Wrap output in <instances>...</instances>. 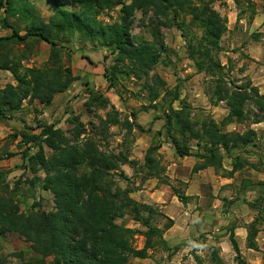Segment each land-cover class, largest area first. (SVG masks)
<instances>
[{
	"label": "trees",
	"instance_id": "16d2710c",
	"mask_svg": "<svg viewBox=\"0 0 264 264\" xmlns=\"http://www.w3.org/2000/svg\"><path fill=\"white\" fill-rule=\"evenodd\" d=\"M47 1L54 10L48 20L33 0H0V26L10 31L9 35L0 37V71L9 72L15 81V84L0 88V124L13 119L26 102L51 106L56 95L67 92L79 80L70 64L72 55L67 47L79 36L78 41L111 51L110 57L105 56V60L112 59V65L104 67V78L120 99L122 79L146 80L147 85H143L142 90H148L149 101L154 106L166 105L164 132L159 134H165L166 142L175 148L179 157L192 156L193 145L198 148L196 157L200 163L195 165L193 173L214 168L216 174L233 178L247 166L255 170L264 166L263 163L251 164L240 155V152H248L247 149L257 141L254 130L227 131L234 123H264V94L249 81L237 85L228 78L226 67L219 58L223 51L222 40L228 31V19L215 9L216 0ZM233 1L238 7L247 1L252 8L249 19L252 21L255 15L253 1ZM115 11L118 16L114 23L101 20L102 17L113 20L111 13ZM138 12L144 19L150 18L152 41L132 33ZM191 27L201 30V37L190 38L185 29ZM174 28L188 38L189 58L197 72L208 74L215 81L212 106L225 104L229 111L220 122L211 115L195 114L192 105L182 98L179 87L168 91L166 82L153 75L158 65L170 62L162 30ZM43 43L50 49L47 62L42 67L27 66L38 55ZM85 58L93 63L91 58ZM88 96L85 103L88 112L107 110L104 118L99 117L100 135L107 136L113 127L124 129L127 134L142 130L135 120V113L121 119L120 111L104 94L90 89ZM69 124L72 126L70 135L55 124H40L37 134L14 135L15 139L22 137L25 145L37 148L34 156L28 155L29 151L24 153L34 171L33 178L26 181L30 189L39 188L51 194L54 209L49 212L37 210L38 204L34 203L25 212L16 193H10L8 186L0 184V238L17 234L31 248L28 257L24 252L10 256L19 264H131L134 259L150 258V252L156 248L170 251L164 233L173 222L162 215L168 224L159 228L155 223L159 213L152 206L134 200L113 175L121 170V166L128 165L139 167L144 181L159 179L161 182L165 170L160 167L157 156L163 142L157 141L148 148L144 164L140 166L130 160L127 150L118 154L103 151L97 138L90 135L95 128L88 130L79 117L70 119ZM46 149L50 150V156ZM2 152L0 140V159ZM233 153L238 155L231 158ZM226 157L232 159L231 171L224 168ZM40 170L45 177L38 174ZM242 188L244 194L247 190L259 192V199L249 205L259 215L249 225L247 237V247L258 250L259 227L264 222V183L244 181ZM175 194L182 202L188 200L178 191ZM128 216L145 229L133 230L118 224V220ZM139 236L144 238L142 248L135 246ZM230 240L239 258L240 249L233 232ZM210 252L214 264H223L216 248L210 247ZM4 263L0 260V264Z\"/></svg>",
	"mask_w": 264,
	"mask_h": 264
},
{
	"label": "rangeland",
	"instance_id": "374dc122",
	"mask_svg": "<svg viewBox=\"0 0 264 264\" xmlns=\"http://www.w3.org/2000/svg\"><path fill=\"white\" fill-rule=\"evenodd\" d=\"M37 4L42 16L45 19H49L53 14V7L48 3L47 0H33ZM254 3V9H256V3ZM232 3L230 0H216L214 7L215 9L223 16L227 17L229 12L228 4ZM252 7V6H251ZM119 9H117L118 11ZM236 10L241 11L242 14L246 13L245 17H250L252 14V8L248 6L247 1H243L242 5ZM115 11L111 13L113 20L108 17H102L105 23L112 24L115 22L118 12ZM233 11H235L233 9ZM149 20L144 19L141 12L136 13L134 19V25L132 28V33L136 37H142L146 40H153V36L151 33V28L149 27ZM234 26V25H233ZM232 26V27H233ZM164 42L168 48V53L171 56L170 62L167 64H160L157 66L153 75H158L166 82V90L171 91L176 88H180V92L182 98L187 100V102L192 105L194 108L195 114H204L211 115L213 117L212 111L213 107L211 103V98L213 97V93L215 90V81L208 74L202 73L199 77H192L193 72L195 71V65L190 60L187 48V40L183 36L182 31L178 29H163ZM185 31H189L190 38L201 37L202 32L196 27H191L189 29H185ZM10 31L3 30L0 26V37H4L8 35ZM248 35V34H247ZM79 36H76V39L67 47L71 50V55H77L81 57L79 64H75L74 73L77 75L79 80L73 84L71 90L63 96H59L57 103L51 105L49 107H42L38 104L33 106L29 105L27 102L24 104L22 110L17 112L13 119L6 121L3 124H0V140L3 146V152L0 159V184L3 187L8 186L9 192L16 193V199L18 203L21 205V209L23 211H28L34 203H37V210L40 209L42 211H52L54 209V201L53 196L49 193L40 191L39 188L30 189V185L27 183L26 179L33 178L34 171L32 170V166L28 160L24 158L25 151H29L28 155L34 156L37 153V148L33 145H25L22 142V137L18 139L14 138V135H18V133H39V129L37 126L40 124L47 125H58V128L63 129L68 135H70V131L72 126L69 124L70 119L73 117H79V119L86 125L87 129L92 131V127L95 129L92 131L90 135H94L99 142V146L103 151H107L110 153H120L121 151H128L130 156L137 160V157H142L141 150L138 149L141 144L142 138H146L149 141V146H152L158 142L166 141L165 134L160 135V132H164L165 125V106H161L160 103L155 104L149 101V92L148 90H142L143 85H147L145 79H131L121 81V86H119L120 91L122 93V99L118 97L116 92L111 91L109 88V83L104 78V67L106 65H112V59L108 58L105 60V56L110 57V50L108 49H98L90 43H84L78 41ZM230 41L229 39H225L222 41V51L219 55L220 60L224 63L226 67V72L229 79H233L237 85L245 84L250 81L248 76L244 77L243 72L241 71L248 65L247 62H243L241 60H247L244 52H241L238 45H233L232 43H227ZM47 45V44H46ZM231 52L230 55H227L226 52ZM45 54L35 55L28 64L31 66L42 67L46 61L48 60L49 54V46L43 47ZM76 56V57H77ZM85 57H89L95 61L94 66L102 65L103 74L97 72L99 78L94 79L91 74L87 72V63L88 60ZM37 59V61H35ZM35 61V62H33ZM65 61L68 62L67 57L65 56ZM76 61V60H75ZM241 65H243L241 67ZM93 69V67H92ZM200 74V73H199ZM92 78L94 79L92 82ZM101 78V79H100ZM103 82V84H101ZM15 84L14 78L12 75H9L6 72H0V88L5 87L7 84ZM252 83V82H251ZM96 87L99 88L95 89ZM90 89L95 90L96 92H100L104 94L111 103L115 102L118 104L119 108L122 110L121 119H126L132 116V113L136 114V121L142 127V130H134L133 133L127 134V131L124 129H120L118 127L111 128L109 134L107 136H102L99 134V117L104 118L106 116L107 110H94L93 112H88L85 107V103L88 100ZM111 94L109 96L108 94ZM176 106L179 107V104L176 103ZM149 110H146V108ZM212 107V108H209ZM219 108H226L225 104H220ZM253 112H255L254 108H251ZM215 116V115H214ZM252 118V116H250ZM221 120H219L220 122ZM248 129L254 130L260 137H264V123L261 124H251L250 121H246L242 124H231L227 127V131L229 132H245ZM104 137H107L105 139ZM263 147V148H262ZM146 148L145 152L148 150ZM260 151L264 152V145H260ZM46 153L48 156L51 155L50 150L46 149ZM244 154V153H242ZM166 154H158V159L160 162V167L164 168L166 163L164 162V157ZM245 156V155H244ZM141 163V162H139ZM142 165V164H140ZM128 167V166H127ZM136 171H130L128 169L129 177L125 170L121 168L119 172H114L115 179L117 183L127 192L134 194L137 189L142 187V184L137 186V183L141 181L139 173V168H136ZM123 173V174H122ZM39 175L45 177V173L43 171L38 172ZM243 177H246L248 181H255L254 178L256 174L249 169L243 170ZM164 174L161 176L163 179ZM245 178V179H246ZM258 182V181H255ZM160 183H163L162 181ZM19 184V185H18ZM18 188V189H16ZM237 194L239 193V189H235ZM224 201V200H223ZM222 201V202H223ZM254 201V200H253ZM226 202V203H225ZM223 208L224 210L230 211L231 204L227 200H225ZM153 207L156 213H159V216L156 218L155 223L158 227L163 228L168 224V221L162 216V212L159 207L150 205ZM225 212V211H224ZM244 212H241L243 215ZM252 214L248 213V217ZM228 216V215H226ZM118 224L124 225L129 229L143 231L145 228L135 223L131 217H125L124 219L118 220ZM261 230L264 231V225H261ZM224 229V227H223ZM228 232H230V225L225 228ZM224 230V231H225ZM264 239V236H262ZM261 242V240H260ZM144 245V238L139 236L135 240V246L137 248H142ZM262 246V245H261ZM264 248V246H262ZM30 244L26 243L19 235L17 234H7L3 239L0 238V260L5 261L4 264H19V261L11 257L10 255L16 252H24L28 257L30 255ZM159 255L154 254L152 261H140V260H132L131 264H163L169 258V253L165 256L162 255V248L159 247ZM207 252H204L202 256L199 258L205 262V264H210L211 254L209 249ZM262 255L260 256L264 260V250L261 251ZM229 259L230 264H242L246 263V257L240 255L239 258L234 257ZM165 258V259H164ZM189 260V258H185V260ZM186 264V263H185ZM247 264V263H246Z\"/></svg>",
	"mask_w": 264,
	"mask_h": 264
},
{
	"label": "crops",
	"instance_id": "0c3cea01",
	"mask_svg": "<svg viewBox=\"0 0 264 264\" xmlns=\"http://www.w3.org/2000/svg\"><path fill=\"white\" fill-rule=\"evenodd\" d=\"M230 1L232 3L228 4L229 12L226 17L228 19V31L223 37V40L229 39L230 41H227V43L238 45L240 47L239 50L244 52L246 56L244 58L248 59V61H241L242 63L247 62L248 65L241 70L243 76H248L252 84L258 88L261 94H264V1L254 0L257 5L252 21L249 20L250 17H245L246 13L242 14L241 11L236 10V7L237 9L239 7L233 0ZM233 9L235 11H233ZM45 46L47 45L44 43L40 45L38 55L45 54L41 52L43 47L45 49ZM226 54L230 55L231 52L228 51ZM76 56L77 55L72 56V60L70 61L73 72V65L75 62L79 64L81 60V57ZM35 61H37V59ZM92 61L93 63H87L86 69L88 74H91L92 77L96 79L99 78L96 77L98 76L97 72L100 71L101 73L103 66H94L95 61L93 59ZM27 66L31 67V64H27ZM242 66L243 65H241V67ZM194 69L195 71H192L194 74L192 77L197 78L201 74L197 72L196 67ZM6 73L11 75L9 72ZM93 78L92 82L94 80ZM101 78L104 80V76ZM101 84H103V82H101ZM95 89L99 90L98 87ZM70 90L56 95L52 105L57 103L58 98H60L59 96L65 95ZM108 95L111 96L110 93ZM35 104L40 105L37 102L29 105L33 106ZM112 104H114L120 112L122 111L117 103L113 102ZM212 109L213 119L217 122L229 114L226 108H219V106H217ZM138 144H141L138 149L141 150L142 157H137L136 160L131 156L130 160H134L139 165H143L144 157L147 152H145V150L149 146V141L146 138H142ZM254 144L247 149L248 152L244 154L240 152V155L251 164H264V152L259 150L260 145H264V137L258 135L257 141ZM197 152L198 148L193 145L190 151L192 156L182 158L177 155L175 148L171 144L163 141L162 148L159 151L162 155L166 154L164 157L166 165L163 168L165 170L162 179L163 183H160L159 179L144 181L143 175L139 172L138 175L141 176V181L137 183V186L142 184V187L137 189L134 194H131V197L139 203L159 207L162 214L173 222L171 228L164 233V240L170 251L161 249L162 255L165 256L169 253L170 256L168 259L166 257V262L163 264H205L199 257L202 256L204 252H207V249L210 251V247L217 249L218 256L223 264H230L227 256H229V254L230 258L237 256L230 240L232 232L238 243L240 255L246 257V263L264 264L263 258L260 257L262 255L261 251L264 250L262 247L264 246V239H262L264 231L261 230V225L257 237L258 250H252L247 247L248 227L259 215L258 211L253 210L249 205L259 199V192L247 190L246 194L243 193L242 184L244 181H248L246 177L242 176L243 170L238 171L233 178L216 174L214 168H207L198 173H193L195 165L200 163V159L196 157ZM237 155V153H233L231 158H235ZM231 158L226 157L224 162V168L227 171L232 170ZM127 166L128 165H123L121 168L125 170L129 177H132V175H129L128 169L137 173L136 168ZM138 168L139 167H137V169ZM246 169H249L248 166L244 170ZM249 170L256 174L254 180L258 182L252 181L253 183H264V166H259L257 170ZM237 188L239 189L238 194L235 191ZM175 191L180 192L187 197L188 200L186 202L180 201ZM225 200L231 204L230 211L224 210L223 208V202H225ZM241 212H244V214L241 215ZM248 213L252 215L248 217ZM262 224L264 225V222ZM229 225L231 230L234 229L233 231L230 230V232H228L227 229L225 230ZM159 250V248H156L151 251L150 258L148 259L136 260L152 261L154 254L155 256L160 254ZM187 257L189 260L187 261L186 259L184 262V259ZM153 262L154 261H152V263ZM209 262L210 264H214L210 260Z\"/></svg>",
	"mask_w": 264,
	"mask_h": 264
}]
</instances>
